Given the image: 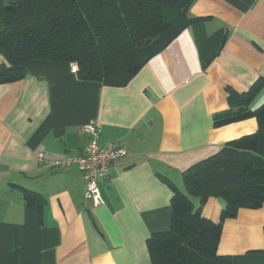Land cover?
<instances>
[{"label":"crops","instance_id":"1","mask_svg":"<svg viewBox=\"0 0 264 264\" xmlns=\"http://www.w3.org/2000/svg\"><path fill=\"white\" fill-rule=\"evenodd\" d=\"M186 14L199 19L125 85L40 59L0 83V264H151L147 238L170 226L167 182L183 190L186 168L257 129L254 117L215 126L213 116L229 107V91L264 81V0H193ZM263 103L264 83L250 108ZM90 121L101 126L100 145L126 151L100 180L98 205L84 198L76 166L37 160L82 153ZM25 192L39 198L29 203ZM222 206L209 197L201 213L216 222ZM237 211L216 251L232 264H264V203Z\"/></svg>","mask_w":264,"mask_h":264},{"label":"trees","instance_id":"2","mask_svg":"<svg viewBox=\"0 0 264 264\" xmlns=\"http://www.w3.org/2000/svg\"><path fill=\"white\" fill-rule=\"evenodd\" d=\"M193 0H0V83L26 75L32 59L77 64L82 80L122 86L183 29L199 19L186 14ZM229 91V107L215 126L254 117L257 129L224 143L182 172L172 190L170 226L146 246L151 264H232L217 250L223 221L240 208L264 203V103L250 105L263 86ZM222 201L219 220L201 213L206 198ZM27 202L37 200L25 192ZM193 198L198 201L194 205Z\"/></svg>","mask_w":264,"mask_h":264},{"label":"built area","instance_id":"3","mask_svg":"<svg viewBox=\"0 0 264 264\" xmlns=\"http://www.w3.org/2000/svg\"><path fill=\"white\" fill-rule=\"evenodd\" d=\"M72 71H77V64L70 63ZM82 131L88 136V143L82 153L66 158H45L41 153L37 155V160L52 169H64L76 166L85 180L84 198L93 205L102 202L99 189V182L107 177L109 168L113 161L126 154L124 148L115 143L100 145L98 143L101 134V126L96 121L85 123Z\"/></svg>","mask_w":264,"mask_h":264}]
</instances>
